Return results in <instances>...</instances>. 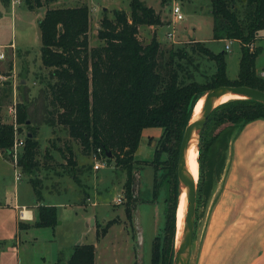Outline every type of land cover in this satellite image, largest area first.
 <instances>
[{
	"label": "trees",
	"instance_id": "16d2710c",
	"mask_svg": "<svg viewBox=\"0 0 264 264\" xmlns=\"http://www.w3.org/2000/svg\"><path fill=\"white\" fill-rule=\"evenodd\" d=\"M54 1L24 3L29 11L46 7L38 21L41 67L48 69L43 88L45 110L52 126H62L68 132L70 141L62 152L70 177L79 181L75 172L78 163L70 143L79 145L85 155L94 154L99 148L107 161L114 160L117 167L127 172L125 214L130 217L134 154L142 130L159 127L161 134L153 162L164 164L165 178L176 199L179 146L199 98L222 85H245L264 91V77L255 68L262 51L257 39L264 28V0H209L212 39L240 44L238 72L233 79L227 74L225 50L214 52L205 42L190 40L165 52L156 35L147 42L140 40L141 25L161 24L159 16L141 0H128L129 12L114 9L111 18L104 14L96 31L102 43L95 46L89 44L88 5L82 2L73 7H47ZM0 5L8 8L10 0H0ZM257 119H264L262 102L237 98L218 104L209 114L200 137V158L202 149L207 151L220 141L232 142L244 125ZM16 121L28 132L15 164L23 172L37 170L41 165L37 159V129L31 124L26 103L17 104ZM20 130L19 126L16 132ZM15 135L12 124L0 117V152L9 160H13ZM163 153L167 157L164 161L160 158ZM44 156L49 154L45 152ZM31 185L40 199L39 181L31 179ZM56 223V206L41 204L36 208L34 222L19 221L18 229ZM175 230L173 205L167 211L166 244L162 253L158 249L153 253L152 264H171ZM5 244L0 241V250ZM60 264H95L94 244H75L68 259L60 260Z\"/></svg>",
	"mask_w": 264,
	"mask_h": 264
},
{
	"label": "rangeland",
	"instance_id": "374dc122",
	"mask_svg": "<svg viewBox=\"0 0 264 264\" xmlns=\"http://www.w3.org/2000/svg\"><path fill=\"white\" fill-rule=\"evenodd\" d=\"M141 1L153 9L159 16L161 24L141 25L140 40L147 42L156 35L161 50L165 52L190 40L205 42L214 52L225 50L227 74L231 79L236 77L240 44L235 40L212 39L213 19L209 0ZM174 1L180 4L183 14V19L178 22H174L171 14ZM82 2L88 5L90 12L88 32L90 46L102 43L97 38L96 31L98 22L104 14L111 18L114 9L129 12L128 0H56L47 7H73ZM39 10L36 12L38 17L46 7L42 6ZM169 31L174 34L172 38L167 37ZM258 34L257 45L262 47V51L256 58L255 68L260 72L264 69V28ZM11 43L15 45L14 49L11 48ZM226 44L229 49L225 48ZM40 46L38 20L28 11L24 0L21 5L13 9V14L5 9L0 17V51L5 54L3 63H0V74L9 78L3 83L0 82V117L2 121L9 123L11 122L9 106L14 103L27 104L31 124L37 129L39 142L37 159L41 165L37 170L21 171L24 179L40 181L47 201L61 203L68 201L70 204L81 205H57L59 218L58 225L55 226L56 236H52V231H48L50 229L41 231L42 233L35 231L37 240L24 245L20 264H43L39 260V254L50 247V239L55 237L56 243L60 244L72 240L93 243L96 264H152L153 253L157 249L162 253L166 244L164 228L167 211L173 205L176 227V214L181 194L177 185L175 199V191L165 178L164 164L156 165L153 162L158 139L148 138L141 141L134 154L131 166L130 194L133 205L130 217L125 214L128 199L124 184L127 172L117 167L114 160L107 161L102 157L103 160L100 162L104 163L103 166L94 170V154H83L79 145L71 142L78 163L79 169L76 168L75 172L79 181L71 178V170L62 152L65 151L67 140L70 141L68 132L62 126H52L45 110L43 88L48 80V69H43L40 65ZM13 73L15 77L10 78ZM21 81L25 82L22 84ZM19 126L21 130L15 138L24 142L28 131L23 124H18ZM230 145L231 142L220 141L207 151L202 149L201 158L199 146L197 148L198 179L194 234L188 264H198L203 242H206L214 198L216 200L218 191L221 190L220 180L226 174L227 164L231 158ZM23 146L18 147V154L22 152ZM45 152L49 156H44ZM97 158L100 159V156ZM160 158L163 161L167 159L164 153ZM44 162L46 165L43 167ZM64 254L65 251L62 256ZM9 262L17 264L11 256L4 257L1 264Z\"/></svg>",
	"mask_w": 264,
	"mask_h": 264
},
{
	"label": "crops",
	"instance_id": "0c3cea01",
	"mask_svg": "<svg viewBox=\"0 0 264 264\" xmlns=\"http://www.w3.org/2000/svg\"><path fill=\"white\" fill-rule=\"evenodd\" d=\"M22 2L23 0L17 4L10 2L8 8L0 5L1 15L5 9L13 14V9ZM37 11L40 10L29 12L39 21L45 11L41 12L39 17ZM10 45L12 49L15 48L13 43ZM3 59H0V63H3ZM262 71L263 69L260 73ZM24 82L21 81L22 84ZM160 134L159 127L144 128L140 142L148 138L158 139ZM229 151L231 158L227 164L226 174L220 180L221 190L218 191L216 200L214 198L208 234L206 242H203L198 264H264V119H257L244 125L232 140ZM16 171L20 173L19 179H15ZM21 171L0 152V241H6L0 250V264L7 256H11L20 264L24 245L37 240L35 231L42 233L41 231L50 229L48 231H52V236H56L57 223L48 227L32 226L26 230L18 229L19 221L34 222L37 206L81 205L70 204L68 201L65 203L47 201L42 186L41 198L38 199L31 179L25 180ZM39 184L41 185L40 181ZM58 218L57 215V220ZM55 238L50 239V247L39 254L41 263L60 264V260L65 262L73 246L82 243L72 240L60 244L56 243ZM63 251L65 254L62 256Z\"/></svg>",
	"mask_w": 264,
	"mask_h": 264
},
{
	"label": "water",
	"instance_id": "95a60500",
	"mask_svg": "<svg viewBox=\"0 0 264 264\" xmlns=\"http://www.w3.org/2000/svg\"><path fill=\"white\" fill-rule=\"evenodd\" d=\"M221 93L237 95L238 97L231 98H249L259 102L264 103V91L257 88H252L245 85H222L216 88L207 90L201 97H204L201 111L198 118L195 120L194 124L187 131L189 126V121L185 126L182 140L179 146L178 159H177V181L181 192L184 190L186 194V212L184 216V224L182 230V236L180 238L177 248L174 246L173 253V264H188L191 254V246L194 234V210L196 201V184L193 186L188 180L185 174V160H186V150L190 145L192 139H195L197 148L202 135L205 123L211 111L217 106L214 105L216 98ZM200 97V98H201ZM199 98V99H200ZM230 100V99H228ZM227 101V100H226ZM191 118V117H190ZM28 123V121H27ZM29 136V134H28Z\"/></svg>",
	"mask_w": 264,
	"mask_h": 264
},
{
	"label": "bare ground",
	"instance_id": "6f19581e",
	"mask_svg": "<svg viewBox=\"0 0 264 264\" xmlns=\"http://www.w3.org/2000/svg\"><path fill=\"white\" fill-rule=\"evenodd\" d=\"M238 97L237 95L232 94H226L221 93L216 98L214 105H218L222 102H225L228 99ZM204 97H201L197 103L195 104L192 115L189 121V126L187 131H190V128L194 124L195 120L198 118V115L201 111V107L203 104ZM197 145L195 142V139H192L190 145L188 146L186 150V160H185V174L188 178V180L191 182L193 186H195L197 179H198V161H197ZM186 194L183 190L179 197V203L177 208V214H176V230H175V236H174V246L177 248L180 238L182 236V230H183V224H184V216L186 212Z\"/></svg>",
	"mask_w": 264,
	"mask_h": 264
},
{
	"label": "built area",
	"instance_id": "2783aa9c",
	"mask_svg": "<svg viewBox=\"0 0 264 264\" xmlns=\"http://www.w3.org/2000/svg\"><path fill=\"white\" fill-rule=\"evenodd\" d=\"M10 2L12 4H17V3H20V0H10ZM171 14H172L174 22H178V21L183 19V14L181 12L180 4L178 2H176V1H174L172 6H171ZM173 35L174 34H173L172 31L167 32V37L172 38ZM225 48L229 49V46L226 44ZM3 58H4V53L2 51H0V59H3ZM260 74H261V76L264 77V69H263V71ZM13 77H15L14 73L10 76V78H13ZM8 78H9V76H5V75L0 74V82L1 83H3V81L8 80ZM8 110H9L8 113L11 116V122H9V123L12 124V126L15 129V134H17L16 131H17V128H18V123L16 121V117H17V105H16V103H14L13 105H10ZM23 144H24L23 141L17 140V138H15L14 144H13V147H12V150H13V163H14L15 167L17 169H19V170H20V168L15 164V162H16L17 155H18L17 149H18V147L22 146ZM97 156L98 157L100 156V159L97 158ZM102 157L103 156L101 154V151L98 148L96 153H94L95 163L93 164V168L95 170L100 169L103 166L104 163L100 162V160H103ZM19 178H20V173L18 171H16L15 179H19Z\"/></svg>",
	"mask_w": 264,
	"mask_h": 264
}]
</instances>
